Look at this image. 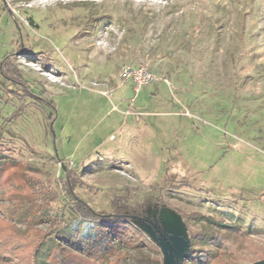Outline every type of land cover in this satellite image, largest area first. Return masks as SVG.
Masks as SVG:
<instances>
[{
    "label": "rangeland",
    "instance_id": "1",
    "mask_svg": "<svg viewBox=\"0 0 264 264\" xmlns=\"http://www.w3.org/2000/svg\"><path fill=\"white\" fill-rule=\"evenodd\" d=\"M10 53L33 90L14 95L0 71V157L54 192L16 206L27 184L4 176L0 264H51L62 238L94 236L61 169L96 210L142 204L177 247L196 246L210 216L248 231L239 264L264 257V0H0V61ZM138 64L158 80L135 91L120 71ZM134 222L150 241L94 264H167Z\"/></svg>",
    "mask_w": 264,
    "mask_h": 264
},
{
    "label": "trees",
    "instance_id": "2",
    "mask_svg": "<svg viewBox=\"0 0 264 264\" xmlns=\"http://www.w3.org/2000/svg\"><path fill=\"white\" fill-rule=\"evenodd\" d=\"M14 22L18 27L19 22L16 18ZM13 55L14 53H10L3 57L0 61V71L4 75L5 81L12 86L14 95H28L33 89L26 78L23 77L22 72L12 63ZM49 95H51V92L41 87L39 96L42 98L40 100L47 98ZM48 105L50 109L53 108L51 101H48ZM51 117L52 115L49 114V120ZM8 161L10 160L0 157V165L4 164L0 166V183L3 181L4 176L7 175V177L9 176L14 180L16 185L27 184L24 193H11L13 195L12 200L16 206L34 204L33 201L38 200V198L43 203H48L51 197L53 198L54 189L50 179L42 180L39 177L30 176L25 166L21 169H19L20 164L11 165L8 163V165H11L8 166ZM61 171L62 175L58 176L57 180L62 181L66 194L71 197L73 203L71 209L78 213L77 215L80 217L93 223L94 236L83 238L80 234V229H77L75 231V239L66 240L62 238V244L52 245L48 249V253H46L48 263L52 264L53 261L54 264H94V261L104 258V255L121 252L122 250L120 249L122 247H137L138 245L140 246L141 241H150L144 230L134 222L147 216L142 204L137 206L130 204V206L124 207L121 202L122 198L115 196L116 200H113V203L118 209L110 212L96 210L76 196L74 188L71 187L68 180H65L68 179L65 169H61ZM118 200L120 201L119 204H117ZM58 215L59 221L62 220V213ZM205 219L207 223L193 234L197 239V245L189 248L187 253L190 259L196 264H239L238 256L234 254L235 249L232 247L234 243L241 245L242 242L247 241L250 237L248 231L237 223H229L222 218L208 216ZM55 233L59 236V230H56ZM40 242L31 250L33 259ZM262 259L264 257L260 260ZM31 264H35V262L33 261ZM42 264L47 263L43 261ZM113 264H118V262H113Z\"/></svg>",
    "mask_w": 264,
    "mask_h": 264
},
{
    "label": "water",
    "instance_id": "3",
    "mask_svg": "<svg viewBox=\"0 0 264 264\" xmlns=\"http://www.w3.org/2000/svg\"><path fill=\"white\" fill-rule=\"evenodd\" d=\"M138 221H143L146 222L150 228L154 231V233L160 238L159 240H161L162 242V247L159 246L160 244H158L159 248L163 249V252L166 253V251L168 252V255H166V261L167 264H183V259H184V254H185V249L189 250L188 246L187 248H184V244L183 245H179L178 247L174 244L173 241V236L170 235V232H172L171 230H166L164 227V224L162 223V221L159 220H151L150 218H147V216L143 219H137ZM164 222V221H163ZM165 223V222H164ZM137 225L139 226V224L137 223ZM142 230H144L146 233H148L147 229L139 226ZM161 228V229H160ZM186 230V227H185ZM149 235V233H148ZM183 235V234H182ZM181 235H179L180 237ZM151 237V236H150ZM177 237V236H176ZM157 244V243H156ZM186 245V244H185ZM251 264H264V259L262 260H257L252 262Z\"/></svg>",
    "mask_w": 264,
    "mask_h": 264
},
{
    "label": "built area",
    "instance_id": "4",
    "mask_svg": "<svg viewBox=\"0 0 264 264\" xmlns=\"http://www.w3.org/2000/svg\"><path fill=\"white\" fill-rule=\"evenodd\" d=\"M121 77L132 82L135 91L144 85L158 80V77L143 65H123L120 71Z\"/></svg>",
    "mask_w": 264,
    "mask_h": 264
}]
</instances>
